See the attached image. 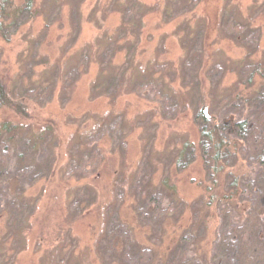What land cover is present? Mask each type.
Masks as SVG:
<instances>
[{"label": "rangeland", "instance_id": "obj_1", "mask_svg": "<svg viewBox=\"0 0 264 264\" xmlns=\"http://www.w3.org/2000/svg\"><path fill=\"white\" fill-rule=\"evenodd\" d=\"M36 2L38 11L31 20L24 9V0H0L1 19L19 8L24 11L15 17L20 25L16 33L12 35L13 27L9 28L8 35L12 36L8 43L0 38V71L10 81L18 83L17 87L31 85L32 89L42 85L45 90L60 59L61 74L67 76L68 83H64L72 91L64 102L60 96L61 86L53 92L50 87L52 100L45 105L41 92L23 96L33 107L29 122L32 127L53 122L54 138L58 142L39 148L37 154L42 159L36 155L33 166L45 168L49 162L46 168L49 175L38 183L25 179L22 187L19 186L25 204L11 208L10 199L1 200L0 247L2 239L11 236L7 246L16 255L12 263L5 260L4 264H151L154 257L162 253L163 245L173 239V226L186 229L192 223L193 214L201 209V202L207 199L206 188L210 183L199 158L183 173H176L172 167L173 156L184 142L197 147L193 107L198 100L206 101L215 108L206 113L218 120L230 114L241 117L252 112L243 100H238L237 105L233 99L220 106L219 103L230 98L236 82L243 85L249 79L244 59L248 52L255 51L249 41L254 30L258 35V48L253 63L264 66V0ZM164 8L165 14L162 13ZM181 12L186 15H178ZM175 16L182 20L166 19ZM224 17L227 19L222 20ZM230 17L235 24H229ZM49 20L54 24L45 29ZM123 21L129 26L127 32H120ZM233 25L242 29L244 44L240 40L235 43L223 31L234 28ZM205 35H208L209 47L205 48L211 59L210 64L203 67V58L196 49L206 45ZM187 36L185 47L193 53L188 58L187 50L182 47ZM25 42L29 44L26 46ZM91 45L98 51L95 60L106 50L114 48L117 53L114 57L116 78L124 73L128 84L127 88L124 85L118 90L122 82L116 83L114 104L106 85L91 98L90 90L101 68L100 64L99 69L83 65L86 62L82 56ZM36 52L37 58L34 57ZM80 63L84 67L79 69L85 72L79 76L70 74ZM241 66L246 70L240 69ZM154 67L162 71L156 73ZM225 68L231 74L222 73ZM19 76L28 80L17 81ZM8 114L1 111L0 119L8 118ZM113 120L117 124L110 140L105 136L97 146L89 145L79 151L77 144L73 147V142L77 141L87 144L89 135L102 133V126ZM77 127L81 131L76 135ZM10 159L15 166V158L10 155ZM73 159L76 162L72 164ZM231 160L229 164L234 165ZM239 164L244 167L247 163ZM124 172L126 175L122 174ZM165 177H169L175 187L174 197L162 191ZM113 182L120 189L118 186L115 189ZM83 194L87 208L78 216L76 206ZM136 200L140 202L135 203ZM146 201L155 209L158 204L166 208L170 212L167 218L148 211L145 220L141 218L136 207L142 208ZM207 211L215 212L216 216L219 213L215 207ZM115 214L118 218L113 219ZM118 222L124 226L119 228ZM208 224L203 237L198 239L211 238L220 220ZM196 233L190 234L197 236ZM112 236H118L116 239L125 245L118 252L110 250L108 240ZM135 243L143 250L138 252V258V253L127 247Z\"/></svg>", "mask_w": 264, "mask_h": 264}, {"label": "trees", "instance_id": "obj_2", "mask_svg": "<svg viewBox=\"0 0 264 264\" xmlns=\"http://www.w3.org/2000/svg\"><path fill=\"white\" fill-rule=\"evenodd\" d=\"M24 2L25 11L29 13L31 20L34 19L35 13L38 11L36 0H24ZM20 9L21 8L10 14L8 13L4 19L0 17V38L5 43H8L11 36L16 33L20 26L19 23H16L15 19L17 14L24 12ZM165 12L164 8L162 13L165 14ZM224 14L226 13H223V15ZM178 15L184 16L186 14L181 12ZM176 18H181L182 20V17H166V19L171 22L175 21ZM224 19L226 20L227 18L224 17L222 20ZM229 21V24H235L233 23L235 22L234 18L231 21L230 17ZM47 24L45 29H48L50 24L53 25L54 21L49 20ZM233 26L234 28L224 29L223 31L226 32L228 36H231V40L235 43L238 44L239 40L243 42L242 38L244 37V33L241 32L242 29L236 25ZM249 26L250 25H248L247 28L251 30ZM12 27L13 33H11L12 35H8L9 28ZM128 28L129 26L126 25L124 21L121 22L120 32H127ZM249 30L247 33H249ZM219 36L221 35L219 34ZM249 37L252 49L255 50L254 52L253 50L248 52L244 59V66L248 65L246 67L250 74L249 79L243 85L236 82V84L232 86L233 94L226 100L222 99L219 106L224 102L228 103V100L233 99L236 105L239 103L238 100H243L244 105H247L252 112L241 117L236 116L237 118L230 114L218 120L215 119L216 116L206 113L208 109H215L214 107L211 108L208 106L209 104H207L206 101L203 103L201 100H198L193 107L194 118L192 120H194V124L198 130L197 147L189 142H184L182 146L176 150L175 156H173L174 161H172V167L176 173H183L196 158H199L205 176L210 183L206 188L207 199L201 202V209L197 211L196 214H193L192 223L189 224L186 229L177 226L174 229L173 226V231L171 232V238L173 239L170 243L163 245L164 248L162 253H158L151 261V264H264V75H262L264 66H260L258 62L257 64L253 63L252 59L258 48V35L256 30L252 31ZM199 38H201V36ZM188 39L189 37L187 36V39L185 37L183 41L184 45L182 47H184V50H187L185 46ZM203 39H205L206 45H201L202 47L196 50H199L201 54L200 57L203 58V67H206L210 64L211 59L209 53L206 51L208 47V35H205ZM25 44L27 46L29 43L25 42ZM95 50L96 48L91 45L87 49L86 54L83 55L84 57L82 56L86 64L80 63L75 68L73 67L70 74L75 73L79 76L85 72V70H80L84 67L81 66L82 64L85 65V67L94 65L98 69L99 66L97 65L100 64L101 68L100 71H98L99 74L90 90L91 98H95L100 88L106 85L107 89L109 87L107 93L113 95L111 103L114 104L117 94L114 91V89L117 88L116 83L118 81L122 82L118 90H122L124 85L127 88L128 83L124 79V73L116 78L117 74L115 75V70L117 65H115L114 57H116L117 53L114 48L112 51L106 50L101 53L100 58L97 60L95 59L99 55L98 51ZM120 53L121 52H118V54ZM35 54L34 57L37 58V52ZM192 54V52L187 50V58L192 56ZM61 62L60 59H57V69L52 73V81H48V86L45 90L42 85L39 88L32 89L30 88V84V86L27 87H17L15 85L18 83L10 81V78L0 71V112H9L8 118L0 119V203L3 199H10L9 207L11 208L20 207V204H25L20 194L22 192H20V188L24 181L28 180L27 182L35 181L38 183L49 175V171L46 170L49 166V162L45 164L47 166L45 168H37L33 165H35L34 159L36 155L42 159V157L37 154L40 150L39 148H43L45 144H57L58 141L54 138L55 125H53V122L49 121L40 127L35 125L32 127L29 122L30 119H32L31 112L33 107L29 105L23 96L27 95L26 97H30L34 93L41 92L42 102L45 105L52 100L53 93L50 94L49 88L51 87L50 91L52 90L53 92L58 86H61L60 96H63L64 102L68 101L66 97L71 95L72 88L66 87L67 85L65 83H68L66 81L67 76H64L65 73L61 74V72L63 73V64ZM44 65L47 66L48 63L46 62ZM79 67L82 68L79 69ZM155 69L154 67V71ZM240 69L244 68L241 66ZM160 71L162 70L158 71L156 69V73ZM222 73L225 75L231 74L228 73V71L226 72V68ZM153 76L154 74L150 75L148 80L153 78ZM197 77L198 75L195 78L198 79ZM18 80L27 81L28 79L19 76L17 78V81ZM172 83L174 82H171V84ZM171 94H173V91L170 92V95ZM65 98L66 100H64ZM116 124V120L110 121L108 124L105 123L102 126L103 128H101L103 134L101 131H98L96 135H89L86 138L88 141L87 144H82L77 141L73 142V147L77 144L79 151L80 148L88 147L89 145L97 146L103 138L107 137L110 140L111 133L116 130ZM32 128L38 131L34 132ZM80 131L81 129L77 127L75 134L77 135ZM17 147L21 152L19 149L15 150ZM10 155L12 158H15V166L11 164ZM80 160H84V156H82ZM229 160L234 161V165H230ZM27 161L28 164H26ZM72 161H74L72 164L76 162L75 159ZM242 161L247 163L244 167L242 166L243 164L238 165V162L242 163ZM85 167L84 165L83 168ZM255 171L256 173H254ZM122 174L126 175L125 172ZM113 185H116V182H113ZM117 186L118 185L115 186V189ZM161 186H163L162 191L165 190L174 197L173 191L175 193V187L170 184L169 177L163 179ZM149 189H151V185ZM124 192L126 191L123 190V193ZM144 199H146V196H144ZM141 200L142 202L144 201L143 199ZM37 201L38 199L33 204V210L36 207ZM138 201L139 200H136L135 203ZM148 201L144 203L142 208L136 207L138 208L137 210L141 218L145 220L144 217H146L147 211L154 216L159 215L163 218L165 215L166 217L163 219L167 218L170 212H168L166 208H160L158 204V209H155L149 205ZM84 202L85 195L76 206V214H78V216L82 214L83 208L84 210L87 208L84 206ZM214 207L219 210L218 217L215 212L209 214L207 211ZM85 212L88 211H84V213ZM2 217L3 216H1V218ZM115 217H117L116 214L113 216V219H115ZM217 219L220 220V224L217 231L214 232V235L209 239H198L199 237H203L208 222L211 223V221ZM122 226H124V224H118L119 228ZM166 231V233H168L170 230L167 229ZM194 232H197V236L191 235ZM116 238L119 237L112 236L109 237L108 240L110 241L109 247L112 252H118L120 248L125 247L124 243ZM10 239L11 236L2 239L0 247V263L2 264H4L5 260L7 263H12V259L16 256L13 254V250L7 246V242ZM5 247L8 249H5ZM127 247H132L131 251L134 253L143 252V250H140L142 246L139 243H135L134 245L128 244ZM147 247L149 248L151 246L149 245ZM139 253L137 258L139 257Z\"/></svg>", "mask_w": 264, "mask_h": 264}]
</instances>
